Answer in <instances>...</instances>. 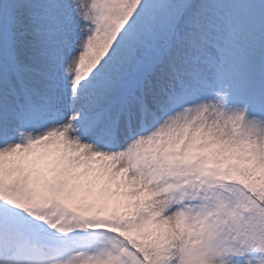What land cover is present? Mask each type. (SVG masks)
Listing matches in <instances>:
<instances>
[{"label": "snow or ice", "instance_id": "obj_1", "mask_svg": "<svg viewBox=\"0 0 264 264\" xmlns=\"http://www.w3.org/2000/svg\"><path fill=\"white\" fill-rule=\"evenodd\" d=\"M0 264H264V0H0Z\"/></svg>", "mask_w": 264, "mask_h": 264}]
</instances>
